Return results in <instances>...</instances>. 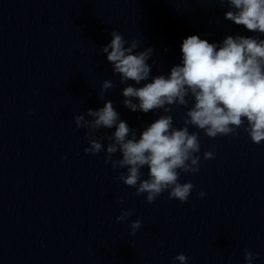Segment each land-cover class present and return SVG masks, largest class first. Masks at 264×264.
<instances>
[{"label":"water","instance_id":"95a60500","mask_svg":"<svg viewBox=\"0 0 264 264\" xmlns=\"http://www.w3.org/2000/svg\"><path fill=\"white\" fill-rule=\"evenodd\" d=\"M0 264H264V0H0Z\"/></svg>","mask_w":264,"mask_h":264}]
</instances>
